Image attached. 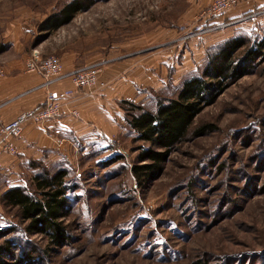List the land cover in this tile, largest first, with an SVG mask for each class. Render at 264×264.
Segmentation results:
<instances>
[{
  "label": "rangeland",
  "instance_id": "374dc122",
  "mask_svg": "<svg viewBox=\"0 0 264 264\" xmlns=\"http://www.w3.org/2000/svg\"><path fill=\"white\" fill-rule=\"evenodd\" d=\"M69 1L0 0V62L35 48L81 64L135 58L136 97L147 103L201 71L211 46L238 33L264 35L257 0L240 22L194 37L185 36L199 31L213 0H97L55 32L41 31ZM243 74L197 116L193 129L210 131L190 135L142 186L131 173L139 143L128 124L115 142L76 144L72 158L49 168H68L75 185L70 239L54 246L31 235L37 258L22 264H264V57ZM116 152L123 158L110 161ZM11 225L25 223L0 197V231Z\"/></svg>",
  "mask_w": 264,
  "mask_h": 264
},
{
  "label": "trees",
  "instance_id": "16d2710c",
  "mask_svg": "<svg viewBox=\"0 0 264 264\" xmlns=\"http://www.w3.org/2000/svg\"><path fill=\"white\" fill-rule=\"evenodd\" d=\"M96 2L70 0L40 24L41 31L55 32ZM229 21H205L198 30ZM242 49H245L243 53ZM263 57L264 35L251 38L250 34L238 33L211 46L202 70L189 74L173 86L170 95L157 91L148 95L147 103L130 99L120 102L133 139L139 143L131 166V173L139 185L158 177L173 151L190 135L198 137L210 131L207 125L193 129L197 116L215 103L230 83L244 75L246 66ZM149 101L153 106H148ZM122 158V154L116 152L109 160ZM70 175L65 167L48 169L42 166L33 174L30 184L12 186L3 192L2 203L15 209L25 226L11 225L0 231V264L34 261L37 250L29 239L31 235H45L54 246L68 243L70 235L65 218L73 210L71 199L75 189Z\"/></svg>",
  "mask_w": 264,
  "mask_h": 264
},
{
  "label": "crops",
  "instance_id": "0c3cea01",
  "mask_svg": "<svg viewBox=\"0 0 264 264\" xmlns=\"http://www.w3.org/2000/svg\"><path fill=\"white\" fill-rule=\"evenodd\" d=\"M254 1H243L215 17L212 22L230 20L226 26L236 24L242 19L239 16L253 7ZM257 1L264 3V0ZM29 55L7 56L1 62L6 74L0 77V124L13 120L22 111L44 105L50 90L61 93L67 88H74L69 78L45 84L46 79L40 72H28L25 62ZM165 57L162 61L169 60L168 56ZM61 58L66 72L95 63L81 64L67 55ZM103 61L98 84L93 90H76L58 118L47 120L44 124L25 123L22 133L14 138L18 149L16 154L0 150V197L12 186L25 185L22 177L27 171L34 174L42 166L51 168L63 157L72 158L76 144L98 142L100 133L104 139L110 140L127 132L120 102L124 99L139 101L136 97L138 84H142L135 77V58ZM71 109L78 110L80 116L72 115Z\"/></svg>",
  "mask_w": 264,
  "mask_h": 264
},
{
  "label": "built area",
  "instance_id": "2783aa9c",
  "mask_svg": "<svg viewBox=\"0 0 264 264\" xmlns=\"http://www.w3.org/2000/svg\"><path fill=\"white\" fill-rule=\"evenodd\" d=\"M239 2L240 0H213L203 12L201 18L204 21H211L215 17L224 14L226 10L238 5ZM226 25L227 23L202 28L199 31L187 34L185 37H194L200 33L212 32ZM25 68L28 72H40L46 79L45 84L62 78H69L74 88H67L61 93L50 90L47 93L44 105L32 110L22 111L13 120L0 124V150L11 154L18 152L14 138L22 133L25 123L33 121L38 124H44L47 120L58 118L63 114L69 98L75 95L76 90H93L98 84L99 74L103 69V62L80 66L70 72H66L60 56L55 54L43 55L39 49L35 48L27 57ZM5 74L4 66L0 62V77L5 76ZM70 113L77 117L80 116V112L76 109H71ZM99 138H103L101 133ZM110 140L116 141L113 138Z\"/></svg>",
  "mask_w": 264,
  "mask_h": 264
}]
</instances>
